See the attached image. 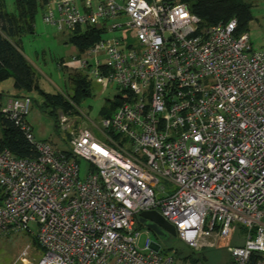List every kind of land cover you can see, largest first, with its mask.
I'll return each instance as SVG.
<instances>
[{"label":"built area","instance_id":"obj_1","mask_svg":"<svg viewBox=\"0 0 264 264\" xmlns=\"http://www.w3.org/2000/svg\"><path fill=\"white\" fill-rule=\"evenodd\" d=\"M42 7L61 31L104 30L59 68L115 85L121 103L92 125L71 128L63 114V149L35 139L32 97L1 106L36 155L0 149V237L36 225L34 264H180L150 236L140 245L139 215L156 210L193 251L242 231L229 247L233 264H264V52L237 19L205 24L179 0ZM19 260L30 264L28 251Z\"/></svg>","mask_w":264,"mask_h":264},{"label":"rangeland","instance_id":"obj_2","mask_svg":"<svg viewBox=\"0 0 264 264\" xmlns=\"http://www.w3.org/2000/svg\"><path fill=\"white\" fill-rule=\"evenodd\" d=\"M251 5L252 19L250 20L247 32L249 33L254 49L264 52V0H246ZM18 5V6H17ZM0 6L8 11H16L18 21L22 22L25 16V0H0ZM19 12V13H18ZM44 7L38 6L35 16V33L28 32L22 36L20 46L33 69L35 70L37 81L46 93L39 89L32 91L22 90L23 96L28 95L33 98L31 112L28 121L33 127L35 139L46 141L58 148H66L68 145L69 131L62 129L60 123L63 114L70 119V126L79 127L81 125H92L90 122L99 123L112 109L111 103L117 94L115 85L104 86L102 83L93 80L91 82L90 94L80 101L74 100L76 90L75 81L82 77V73L71 69L59 68V63L64 60L70 61L73 54L79 49L70 40L72 31L66 29L59 30L55 26L47 25L43 20ZM23 22H25L23 20ZM113 34H105L110 37ZM13 78H7L0 82L1 91H5L3 103L9 97L16 95ZM49 93V94H48ZM57 95L63 104L53 105L52 102L47 107V95ZM53 95V96H54ZM0 127V134H1ZM83 170L88 163L79 159ZM82 176V175H81ZM160 183L172 190L170 183L161 181ZM32 232L8 234L0 237V264H22L19 260L23 251H28L30 264H34L42 257V249L39 247L36 237L37 226H32ZM140 245H144L145 239L150 236L153 242L161 245L164 253L173 255L180 264H190L195 258L190 248L177 236L159 238L147 228L141 227ZM237 236L232 237L220 248H208L204 258L206 264H233L230 254V245L240 244L244 241L245 233L237 231Z\"/></svg>","mask_w":264,"mask_h":264},{"label":"trees","instance_id":"obj_3","mask_svg":"<svg viewBox=\"0 0 264 264\" xmlns=\"http://www.w3.org/2000/svg\"><path fill=\"white\" fill-rule=\"evenodd\" d=\"M179 1L187 3L191 11L201 17L205 24L226 22L231 18H236L238 21V33L247 32L248 24L252 19L251 5L246 0ZM39 5L42 6V0H25V16H27L28 21L25 20V17L21 16L23 18L22 22L18 21L16 11L11 12L0 6V82L13 77L14 87L16 89L32 91L34 88L39 89L42 93H46L41 89L35 70L24 55L19 41L27 32L29 34L35 33V16ZM103 33L104 30L98 27L89 28L84 32L78 29L72 33L70 41L77 46L79 51H83L98 41ZM91 82L92 79L86 77L84 74L82 77L76 79V90L74 94V100L76 102L89 96ZM53 95H47V101L44 103L45 106L47 105L49 107L51 102L53 105L63 104L59 96ZM21 96L23 94H16L13 97ZM120 103L121 98L114 99L111 103L112 109L108 111L106 117L110 116ZM1 106L2 103L0 102V127L2 128L0 134V149L7 148L19 157L35 156L36 151L32 148L30 142L21 130L15 126L13 121L7 118ZM190 250L195 257L192 263L202 261L206 264L204 258L205 251L195 252L192 249Z\"/></svg>","mask_w":264,"mask_h":264},{"label":"water","instance_id":"obj_4","mask_svg":"<svg viewBox=\"0 0 264 264\" xmlns=\"http://www.w3.org/2000/svg\"><path fill=\"white\" fill-rule=\"evenodd\" d=\"M139 221L159 238L176 237L177 231L175 226L156 210L144 211L139 215ZM153 247L159 250L161 245L158 242L153 243Z\"/></svg>","mask_w":264,"mask_h":264},{"label":"crops","instance_id":"obj_5","mask_svg":"<svg viewBox=\"0 0 264 264\" xmlns=\"http://www.w3.org/2000/svg\"><path fill=\"white\" fill-rule=\"evenodd\" d=\"M13 78V77H12ZM13 81H14V78H13ZM14 84V83H13ZM0 86H1V84H0ZM15 88V87H14ZM15 92L17 93V94H23L24 92L22 91V90H19V89H16L15 88ZM0 93H1V97H0V102L2 103V105H4V103H3V96L4 95H6V94H4V93H6L5 91H1V89H0ZM13 96H11V97H9L8 99H10V98H12ZM9 101V100H8ZM7 101V102H8ZM6 102V103H7ZM5 103V104H6Z\"/></svg>","mask_w":264,"mask_h":264}]
</instances>
